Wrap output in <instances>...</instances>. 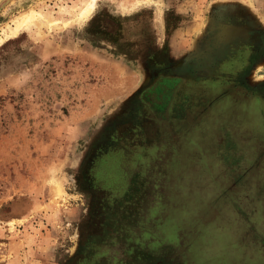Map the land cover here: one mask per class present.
Returning a JSON list of instances; mask_svg holds the SVG:
<instances>
[{"label": "rangeland", "instance_id": "obj_1", "mask_svg": "<svg viewBox=\"0 0 264 264\" xmlns=\"http://www.w3.org/2000/svg\"><path fill=\"white\" fill-rule=\"evenodd\" d=\"M90 1L0 0V264H66L102 230L130 242L131 264H264L252 102L227 84L142 94L150 72L194 55L216 8L264 25V0H96L78 21ZM110 16L118 36L86 32Z\"/></svg>", "mask_w": 264, "mask_h": 264}, {"label": "flooded vegetation", "instance_id": "obj_2", "mask_svg": "<svg viewBox=\"0 0 264 264\" xmlns=\"http://www.w3.org/2000/svg\"><path fill=\"white\" fill-rule=\"evenodd\" d=\"M264 25L245 9L218 7L191 58L169 60L161 71L150 72L145 94L155 84H226L241 91L259 115L264 112ZM162 77V78H161ZM262 79L256 84L253 81ZM164 80V82H163ZM224 89V88H221ZM104 227V226H102ZM101 227V228H102ZM120 238L105 232L86 235L78 252L66 264H131L132 248H119ZM134 249V248H133Z\"/></svg>", "mask_w": 264, "mask_h": 264}, {"label": "trees", "instance_id": "obj_3", "mask_svg": "<svg viewBox=\"0 0 264 264\" xmlns=\"http://www.w3.org/2000/svg\"><path fill=\"white\" fill-rule=\"evenodd\" d=\"M98 18L94 19L92 21V23L89 25V27L87 28L86 32L88 34H90V35H92L94 37L102 36L104 39H110L112 36H118V33H119L120 29H122V27H121V24H119L118 27L115 26L116 23L118 24V21H117L116 18L111 17V16L109 17L110 21L114 22V24H113L114 28H112V30H109L107 27L101 28L100 19H98ZM170 20H172V19H168V24H170ZM114 40H116V39H114ZM151 51H153V53H152V55L150 57H162V56L164 57V55L166 56V53H165L164 50L163 51H159L158 49H154V50H151ZM239 92L241 93V91H239ZM249 110H250V113L253 115V118H255L257 123L260 124V126H261V128L257 127L256 131H258V132L263 131L264 132V130H262V127L264 128V121H260L259 112L255 108H253L252 104H251V107L249 108ZM260 113H261V116H264V112L263 111H261ZM252 162H250V165H253Z\"/></svg>", "mask_w": 264, "mask_h": 264}, {"label": "bare ground", "instance_id": "obj_4", "mask_svg": "<svg viewBox=\"0 0 264 264\" xmlns=\"http://www.w3.org/2000/svg\"><path fill=\"white\" fill-rule=\"evenodd\" d=\"M96 6V0H91L88 4H86L85 7L81 9V12L78 14V21L86 19L91 12L94 10ZM37 15H40L38 12H32V13H23L21 15H18L13 19L15 26L11 27L8 26V29L6 30V38L12 37L17 35V33L24 28L25 26L29 25L33 18H35ZM5 38L0 39V45L5 41ZM58 190H62L59 188Z\"/></svg>", "mask_w": 264, "mask_h": 264}, {"label": "water", "instance_id": "obj_5", "mask_svg": "<svg viewBox=\"0 0 264 264\" xmlns=\"http://www.w3.org/2000/svg\"><path fill=\"white\" fill-rule=\"evenodd\" d=\"M193 55V54H192Z\"/></svg>", "mask_w": 264, "mask_h": 264}]
</instances>
